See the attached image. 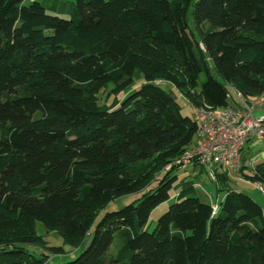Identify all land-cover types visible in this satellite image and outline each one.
Here are the masks:
<instances>
[{"label": "trees", "instance_id": "1", "mask_svg": "<svg viewBox=\"0 0 264 264\" xmlns=\"http://www.w3.org/2000/svg\"><path fill=\"white\" fill-rule=\"evenodd\" d=\"M58 10L69 18L37 0H0V264H264V215L248 192L216 174L226 192L213 211L195 179L165 169L198 129L173 89L193 108L239 104L230 88L264 98V0H73ZM241 176L264 188V163ZM36 223L79 253L48 262L65 250Z\"/></svg>", "mask_w": 264, "mask_h": 264}, {"label": "built area", "instance_id": "2", "mask_svg": "<svg viewBox=\"0 0 264 264\" xmlns=\"http://www.w3.org/2000/svg\"><path fill=\"white\" fill-rule=\"evenodd\" d=\"M239 104L233 103L220 108L201 105L193 108L192 120L196 122L195 144L165 165L185 168L197 165L203 168L211 180L224 171L237 172L240 164V149L245 142L264 137V117H253L256 107L264 104V98L258 97L245 102L240 93L230 88ZM258 189L264 193L260 185ZM217 205H213V211Z\"/></svg>", "mask_w": 264, "mask_h": 264}, {"label": "rangeland", "instance_id": "3", "mask_svg": "<svg viewBox=\"0 0 264 264\" xmlns=\"http://www.w3.org/2000/svg\"><path fill=\"white\" fill-rule=\"evenodd\" d=\"M28 0H26L27 2ZM39 2H41L45 8H46V12L50 13V14H55L58 15L62 18H69V15L67 12H63L58 10V5L60 4V2H72L73 0H37ZM54 4V7H50V5ZM188 27L189 30L192 32L193 36L195 39H198V33L194 28L193 23L191 22L190 18H188ZM204 78V75L201 74L200 75V80H202ZM142 82V78H136L135 82H134V89L138 87V85ZM163 87L165 88H169V86H167L165 83H160ZM173 95L175 96V99L177 101V103L180 105V112L182 115L188 116L190 118H192L193 115V107L189 104V102L187 101V99L182 96L180 93H178L176 90H172ZM123 95V93L119 94V98H121ZM102 98L105 99V93L102 95ZM110 97L106 98L107 103L110 101ZM252 116L253 117H259V116H263L264 117V106L262 107H256L255 109H253L252 112ZM196 137H194L195 140ZM194 142V141H193ZM194 145V144H193ZM192 145V146H193ZM191 146V147H192ZM190 147V148H191ZM175 173L178 175L179 178H188L190 177L188 173H190L187 169L185 168H179L176 169ZM200 178L201 180L205 183L204 188L202 192H205V194H199V190L198 188V195H200L202 200H205L206 202H210L213 205H217L219 203V200L223 194V190H216L215 186L217 183L216 179L215 180H211L205 170L202 168L200 169ZM232 181H234L232 179ZM240 181V180H239ZM240 183H242V185L250 191V195L252 196V198L258 202L261 206H262V211H263V215H264V196L260 193V191L257 189V187L255 185H251V184H244L243 182L240 181ZM141 191L138 192H134V193H129V194H125L122 196H119L115 199H113L112 201H110L109 203H107L99 212L98 216L103 215L105 212H110V211H114L117 210L121 207H123L124 205L132 202L133 200L137 199L140 195H141ZM173 191L171 192V198L168 199L165 202H162L161 204H159L157 207H155L152 212L150 213L149 216V220H148V224H147V229L150 231L154 224L155 221L157 219V217L166 210V208L168 207V205L170 203H172L174 201L173 199ZM36 229H37V233L43 235L47 245H53V246H62L65 250L64 253L60 254V255H50L49 253L45 252L44 250H41L43 253H47L49 254V258L47 259L48 262L53 263V262H65L68 260L73 259L80 251L79 248H70L68 246H63L60 237H57L55 235V233L52 232H48L45 230V228L40 224V223H36ZM87 244V241H86ZM30 251H32L34 254L40 256V253L37 250L32 249L31 250V246L29 247Z\"/></svg>", "mask_w": 264, "mask_h": 264}, {"label": "crops", "instance_id": "4", "mask_svg": "<svg viewBox=\"0 0 264 264\" xmlns=\"http://www.w3.org/2000/svg\"><path fill=\"white\" fill-rule=\"evenodd\" d=\"M259 163H264V137L254 138L248 142H245L242 145V147L240 149L241 167H240L239 171H237V172L224 171L226 173V177H227L225 185L231 189L246 191L250 194V191L247 190L242 185V183H240V181L243 182L244 184H251V185H253V184L244 180L241 176V172L250 173L253 171L254 167ZM185 169H187L190 172V173H188L190 176L188 178L195 179V182H196L194 184L195 188L196 189L198 188L199 190H201V191H199V194L200 195L205 194V192H202V191H204L203 188H204L205 183L200 178V169L201 168H199L197 165L193 164V165H189V166L185 167ZM232 179L234 181H232ZM221 186H224V185H221ZM215 188H216V186H215ZM225 192L226 191L223 192L220 200L223 198Z\"/></svg>", "mask_w": 264, "mask_h": 264}]
</instances>
